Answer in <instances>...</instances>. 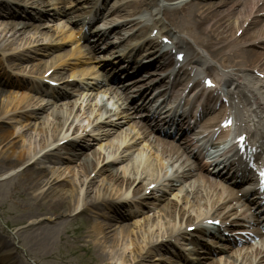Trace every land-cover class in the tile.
I'll use <instances>...</instances> for the list:
<instances>
[{
	"label": "bare ground",
	"instance_id": "1",
	"mask_svg": "<svg viewBox=\"0 0 264 264\" xmlns=\"http://www.w3.org/2000/svg\"><path fill=\"white\" fill-rule=\"evenodd\" d=\"M13 1L18 2L19 0ZM142 1L137 0L131 3V7H129L134 11L133 14L130 13L131 16H135V9L143 3ZM168 1L181 2L185 0ZM195 3V0H192L189 4L186 3L171 9L166 8L163 10V15L173 27H176L174 29L178 33L188 36L191 48L195 53L197 52L198 64L209 66L214 71L222 73L221 68L202 50L204 46L211 47L212 50L222 45L228 46L225 52L231 53L225 65L226 69L229 70L226 75L232 79V82L239 85L237 100L244 106L239 110L237 121L241 125V130L250 129V132L254 133L256 138L264 137V0H218L210 3ZM14 12L19 15L24 14L23 9H14L11 8L10 3L0 2V14L6 19L13 18L15 16ZM136 18H138L137 15ZM28 28V24L7 25L0 32V46L8 43L10 39L19 34H26ZM41 29V26L34 28L35 31ZM62 32L64 34V31ZM47 37L49 40L52 38L50 34ZM66 38L70 39L71 35ZM32 43L35 44V41ZM36 51L43 52L44 49ZM208 51L210 52V49ZM13 58H17L19 61L26 59L24 55L20 54L14 55ZM61 58H63V55L58 56V59ZM165 65L169 71V78H171L174 71L171 69L172 66L169 60L165 62ZM54 66L55 64L43 67L40 73L44 74ZM5 87L20 88L19 84L13 83L12 80L2 79L0 81V97L5 93L3 92ZM210 97H213V95L211 94ZM28 98H22L19 102H23ZM230 99L231 101L234 100L233 94L230 95ZM16 101L18 99L15 98L4 105L0 104V200H5L9 196L23 199L27 211L25 210L26 213L23 214L22 220L25 222L29 220L30 225L23 230L25 232L18 233V240L24 241V244L32 252L51 254L61 239L58 230L59 225L43 226V222H45L43 220L51 222L53 217L66 216L71 209L81 210L83 213H99L107 207L109 199L117 202L120 196L128 190L138 194L145 193L152 183L164 173L167 165L181 164L186 160L179 147L157 140L154 148L159 155L142 152L143 159L138 163L137 160L129 162L130 166L123 170L124 174L116 173L110 176L112 180L108 185L109 187L99 190V195L103 193V196H98L99 199L88 201L87 198L89 197L85 196L86 198L81 205L78 196H70L58 201L54 199L58 188V180L56 179L53 182L50 181L41 185L39 194L35 195L38 188V171L35 172L33 169L28 168L6 182L1 181L3 180L1 174L7 170L13 171L31 162L33 164L42 163L43 161L55 162L58 154H62L60 151L68 148L60 147V143L68 141L70 138L72 140L67 146L73 148L78 144L81 145L86 139L87 128L83 130L77 128L76 122L80 119L78 115L81 112L76 109L75 105L69 110V118L64 119L59 116L55 126L49 125L40 128L33 123L24 126L23 124L32 119L36 112L22 114L23 109H19L20 104ZM42 103L43 101L37 102V104ZM220 111L226 113L223 106L220 107ZM7 115L9 118L6 117ZM73 116L75 119H73ZM8 123H20V125L27 127L28 131L22 132V134L13 133L7 128ZM98 123L96 121L95 124ZM88 125L89 127L93 126V123L88 121ZM104 125L105 127H113L114 123L110 122ZM97 129L98 131H92V133L96 132L100 136H97L96 139L102 141L107 138L108 131L100 132L103 129L101 123L97 125ZM26 143H29V145L26 146ZM121 148V146L111 150L110 147L101 148L100 154H94V158L98 157L95 161H89L86 158L81 159L83 165L88 164L86 167L84 166V173L88 175L96 172V177H99V175L109 171L110 162L108 161L115 157L118 162L123 163L127 151L120 152ZM65 154L64 156H72L73 158L80 157L77 152L75 153L73 149L69 148ZM181 156L182 159H180ZM154 157L155 160H153ZM194 175L195 173H190L188 177ZM93 182L87 184V181L85 182L83 179L82 188H86V194L91 190ZM146 182L147 184H145ZM191 182L194 183L193 188H191L192 195L180 198V203L177 206L166 204L162 209V214L159 216L160 221L158 222H156V217H147L144 221L137 222V224L143 222L137 233H133L131 228H127L128 226L121 225L120 237L117 238V236L112 235L116 225L97 222L93 227L92 234L93 245L97 250V258L96 261H92V264H141L144 259L148 258L147 256L156 251L155 242L167 238L165 241L169 243L171 240L180 237L184 230L199 225L202 220L209 216L221 218L222 223L226 226L225 231L231 233L242 231L239 223L243 224V221L229 220L223 214L225 211L231 208L235 210L239 206L233 214L235 219L241 220L249 215V208L243 205L237 194L232 193L221 183L213 180L208 182V178L202 175ZM139 183L145 185L137 187ZM105 194L109 195L108 199H105ZM246 197L244 196V198ZM227 201L231 204V207H221V204ZM251 209L253 210L252 207ZM216 210L217 212L214 214L213 211ZM115 214L113 220L121 222L116 218L118 213L115 212ZM40 218H43V220ZM160 223L164 225V228H160ZM234 230H237V232ZM68 233L71 234L72 232L69 231ZM84 234L83 232L80 235H75V241L78 243L79 248L89 250V246L81 244ZM235 256L234 261L226 264H248L251 260L248 255H242V251L237 255L235 254ZM252 257L258 264H264V248H253ZM0 264H21L10 245L2 239H0Z\"/></svg>",
	"mask_w": 264,
	"mask_h": 264
},
{
	"label": "rangeland",
	"instance_id": "2",
	"mask_svg": "<svg viewBox=\"0 0 264 264\" xmlns=\"http://www.w3.org/2000/svg\"><path fill=\"white\" fill-rule=\"evenodd\" d=\"M82 1L83 0H33L31 2H33L34 4L31 5V3H29L28 0H25L22 4L29 10V12L32 15L35 14L34 10H50L52 12H58V10L62 8L65 9L67 12H69L73 18L77 19V17L80 18V14L82 11L81 9L83 6V4H81ZM201 3L204 2H200V1L196 2V4H201ZM66 19L68 18L66 17ZM9 24H28L29 25L28 32L26 34H19L15 38L10 39L8 43L2 44V46H0V55H1L0 58L4 56L6 58L9 57L8 59L10 63L9 65L14 69L15 67H13L12 61H10V56L19 55V54L24 55L26 59L20 63L22 64L24 63V65H29L27 70L28 71L31 70L32 73H34L33 76H35V74H38L41 68L46 66L48 67L56 63L58 61L57 59L58 56H60V54H54V55L50 54L48 57V56H44V53H42V51L39 52L36 50L44 49V47L48 45H55V44L60 45V43L57 42L62 38L61 36L64 35L62 31H64V33L66 32V34L70 32V30L64 25L63 22H57L52 24L53 32H46L45 30L47 26L46 23L35 25L27 21L1 20V19H0V32ZM39 26H41L42 29L39 31H35L34 28ZM48 34H50L52 37L50 40L47 37ZM34 41L35 44L32 43ZM2 60H4L5 62V59L2 58ZM3 92L5 93H3L2 96L0 97V104L4 105L8 101L12 99L14 100L16 98L18 99V101L16 102L20 104L19 109H23L22 114L36 112V115H34L32 119H30L28 122L25 123L23 122L24 124L22 123L24 126H27L29 123L37 124V126L40 128L49 125L55 126L57 124V118L59 116L63 117L64 119L69 118L70 116L69 110L72 106L75 105L76 109L82 108L81 114L78 115L80 119L77 120L76 125L78 129L83 130L87 128L86 129L87 136L84 142H82V144L84 143L91 144V147L88 150L84 151L79 147L80 146L79 144L78 145L75 144L76 146L71 148L70 146H67L68 143L72 140V139L70 140L69 138L68 141L60 143L59 146L60 147L64 146L63 148L68 147L69 149H73L75 153L77 152L80 155V157L73 158L72 156H64L66 150L68 149L65 148L64 150L60 151L62 154H58L55 162L43 161L42 163H38V164H33V162H31L13 171L7 170L3 172V174H1L3 176L2 177L3 180L1 181L4 182L9 181L13 179L16 175L20 174L22 171L30 168L33 169L35 172L38 171L37 175L39 176L37 180L38 188L35 191V195L39 194V188L41 187V185H44L50 181L53 182L56 179L58 180L57 182L58 188L54 199L60 201L63 198H68L70 196H78L79 203L81 205V203L86 197H89L87 198V200L90 201V199L94 200L97 199L98 196H103L102 192H101L102 194L99 195V190L109 185V183L112 180L110 178L112 174H116V173L124 174L123 170L126 169L128 166H130L129 162H131L132 160H137L138 163L141 159H143V157L138 154L135 158L127 160V162H125L122 165L110 166L109 171L99 175V177H96L95 174L96 172L89 173L88 175H86L84 173V166L86 167L88 164L86 163L85 165H83V161H81V159L86 158L89 161H95L96 159H98V157L94 158V154L95 153L100 154L101 148L104 149L105 147L107 148L110 147L111 150L112 148L116 149L117 147L121 146L122 143L121 134L116 133L112 135V137H109L100 143L94 142L93 137L98 136V134L96 132L92 133L91 131L93 127H95L96 125L89 127L88 121L89 119L92 120L95 117L100 118L99 112L92 109V111L94 112L91 114L90 108H85V106L82 107V104L76 102H62L59 104L43 102L42 104H37L38 100L37 99L33 100L31 98H28L23 102H19L22 98H27L24 96L25 94L23 92H12L6 90ZM8 115L6 117H8ZM73 119H75L74 116ZM23 125H20V123L18 124L8 123L7 128L9 129V131L13 133L22 134V132L28 131V128L24 127ZM25 145L28 146L29 143H26ZM152 151L153 150H150V152ZM112 160L113 159H111V161ZM83 179L85 180V182L87 181V184L94 181L93 184L91 185V190L87 194H86V188L84 187L82 188ZM143 184L144 183L141 184L139 183L137 184V187H140ZM145 184H147V182ZM126 195H129V193H127ZM130 195H132V193H130ZM105 196H106L105 199L109 198L108 194H105ZM122 196H125V193L120 197ZM188 196L189 194L185 195L184 197H188ZM109 200L111 201L112 199ZM25 210H26V206L21 197L9 196L5 200H0V239L4 240L7 244L10 245L14 253H16V257L18 258V261L21 262V264H92V261H96L95 259L97 258V250L93 245L92 234L94 230L93 227L96 225L97 222L98 223L105 222L103 221V218L101 219L98 218V216H100L99 215L100 213H87V212L83 213L81 210L75 211V209L73 210L71 209V211H69L66 216H62L59 218L53 217L51 222H49L48 220H43V218H40L43 221H45L43 222V226L59 225L58 230L61 239L59 241L58 246L55 248L54 251L51 252V254H39L32 252L30 248H28L26 244H24V241L22 242L18 240V233L22 232L30 225L29 220L27 222L22 220L23 214L26 213L27 211ZM103 215L105 216L104 213ZM160 215H158L156 218L153 216H151L150 218H155L157 220L156 222H158L160 221L159 218ZM145 219L146 218L134 220L128 224H122V226H126V227L128 226L127 228L129 229L131 228L133 233H137L139 227H141V225L143 224V222L141 224H137V222H139L140 220L144 221ZM112 224L114 226L116 225L112 235L113 236L115 235L117 236V238H119L120 237L119 233L122 227H120L121 225L118 224L117 222H113ZM160 228H164V225L161 223H160ZM69 231H71L72 233L69 234L68 233ZM83 232L85 234L83 235V240L81 244L83 246H89V250H86L85 248H79L78 243L75 241V235H80ZM166 239L167 238L160 239L158 242H155V247L157 246L156 251H153V253L147 256L148 258L144 259L141 264H162V260L165 259V257H163V254L159 253V251L166 248L167 246V241H165ZM229 256L228 259L233 261L234 255L229 254ZM220 262L221 259L217 263Z\"/></svg>",
	"mask_w": 264,
	"mask_h": 264
}]
</instances>
